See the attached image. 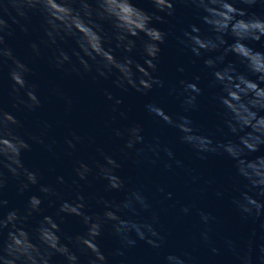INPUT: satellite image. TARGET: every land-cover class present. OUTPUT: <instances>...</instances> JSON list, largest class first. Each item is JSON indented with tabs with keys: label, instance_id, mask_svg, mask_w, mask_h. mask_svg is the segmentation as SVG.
<instances>
[{
	"label": "clouds",
	"instance_id": "clouds-1",
	"mask_svg": "<svg viewBox=\"0 0 264 264\" xmlns=\"http://www.w3.org/2000/svg\"><path fill=\"white\" fill-rule=\"evenodd\" d=\"M155 9L148 12L134 0H0V264H54L56 255L64 264H127L131 249L142 241L159 254L167 242L168 233L155 206V196L172 200L173 192L155 184V191L142 182L133 183L122 174L125 162L134 157L137 165L158 167L163 173L182 171L187 185H196L201 175L177 155L170 143L158 135L149 136L141 122H117V115L127 121L120 109L123 99L105 90L112 101L111 138L119 142L115 150L96 146L93 155L72 160V174L56 177V184L41 183L39 169L26 167L22 154L30 151L32 143L54 152L57 141L50 136L53 125L38 120L28 129L15 113H36L43 107L39 85L30 77L34 68L15 55L9 39L19 30L27 34L34 18L39 21L42 35L39 41H30L33 59L46 58L48 64L65 74L93 80L113 79L116 88L129 89L148 97L155 90H164L175 102L169 110L156 98L144 105V110L161 128L173 132L178 145L185 147L192 158L207 161L210 157L227 159L231 173L227 184L215 179L205 183L212 186L217 198L227 196L232 209L244 222L259 223L264 233V0H151ZM190 10L199 23H189L175 37L181 50L190 53L192 63H202L201 70L209 78L206 88L212 90L215 124L208 128L192 118L201 107L200 98L205 89L201 77L180 79L168 83L155 75L159 62L160 45L168 33L154 26L153 21H164L174 16L176 5ZM259 4L262 11H250ZM260 44L257 48L254 45ZM67 46V47H66ZM140 59H136V56ZM142 61V62H141ZM5 70L7 96L11 107L4 105ZM180 72L184 71L181 67ZM53 94L64 99L65 112L71 110L72 100L58 87ZM87 142L96 143L90 135L70 130L63 138L68 156ZM257 153H260L257 155ZM11 177L18 182L22 194L30 186H38V193L28 197L23 210L10 208L3 192ZM83 182V183H81ZM93 182L103 184L104 194L86 193L85 186ZM202 194L206 191L201 190ZM120 193L119 198L108 193ZM163 200L160 202L163 203ZM58 205L55 216L43 214L34 226L30 218L42 214V205ZM180 215H189L193 209L201 225L198 242L214 246L212 233L216 215L195 202L174 200ZM65 216L79 218L84 231L75 235L63 232ZM108 231L118 241L113 253L102 250L98 238ZM255 228L246 243L225 238L227 252L237 264H264V234L255 244ZM81 257L84 260L81 261ZM137 264H145L143 259ZM161 264H197L191 252H167Z\"/></svg>",
	"mask_w": 264,
	"mask_h": 264
},
{
	"label": "water",
	"instance_id": "water-1",
	"mask_svg": "<svg viewBox=\"0 0 264 264\" xmlns=\"http://www.w3.org/2000/svg\"><path fill=\"white\" fill-rule=\"evenodd\" d=\"M137 6L142 9L153 12L155 11L151 0H134ZM174 16H166L164 13V21H153L155 27L168 33L164 43L160 45L159 62L155 75L168 83L177 82L180 79L192 80L195 76L201 77L200 86L205 89V94L200 98L201 107L198 111L192 113V118L197 122L205 124L208 128H213L215 124L214 108L211 102L212 90L206 88L208 77L201 70L202 63H192L190 53L181 50L175 37L180 34L181 30L189 23H199L195 20L193 13L180 4L176 6ZM260 13L261 6L257 4L250 9ZM32 24L36 30L30 26L27 34L17 32L9 39L15 55L22 60L30 63L34 68V74L30 77L39 85V95L43 101V107L36 113H15L18 118L24 122L28 129H33L38 120H48L52 125L49 135L57 141V147L54 152H49L44 146L32 143L30 151L22 154V159L26 167L30 169H39L44 179L41 183L56 184V177L64 175L66 178L72 174V160L76 157H87L93 155L96 146H102L106 150H115L118 143L111 138L110 127L112 126L111 117L117 115L111 110L112 101L108 100L105 90L110 91L114 96L123 99V104L119 107L125 111L128 117L127 121H122L117 115V122L127 123L133 120L139 121L144 126L145 132L152 135H158L165 143H170L177 155L183 158L190 167H193L201 175V180L196 185H187L185 176L182 171L176 173H163L158 167L148 165H137L134 157H130L124 164L122 174L128 176L132 182L145 184L149 190V195L155 191L154 185L161 184L165 187V191L173 192L172 200H163L164 194L155 196V206L161 213V220L165 230L170 233L166 244L160 250L159 254L150 249L142 241H138L137 246L131 249L127 256V264H137L138 260L143 259L145 264H161L163 256L169 251L180 253L187 250L197 259V264H237L235 257L227 252L224 246L225 238H232L241 243H246L247 239L255 228L256 235L254 237L255 244L261 242L262 230L259 223L253 224L251 221H242L238 214L232 209L227 196L217 198L214 195L212 186H208L205 181L215 179L218 184H227L231 173V163L224 158L210 157L207 161H199L191 157L188 150L178 145L173 132L169 129L161 128L151 118H149L144 110V105L150 99L156 98L165 104L166 108L173 110L175 102L167 97L164 90L157 89L150 96L145 97L129 89L127 92L122 91L113 84L114 78L107 80L98 78L93 80L91 76L83 78L75 74H65L51 67L46 58L33 59L30 41H39L42 33L39 31V21L34 18ZM259 48L260 44L254 45ZM67 47V46H66ZM136 59H140L137 55ZM142 62V61H141ZM184 68L183 72L178 69ZM10 81L7 79V71L5 70L4 80V105L10 110V98L7 96L8 85ZM53 87H58L65 96L71 98V110L65 112L66 104L59 94H53ZM75 130L80 134L90 135L95 138L96 143L89 145L85 142L78 146L79 150L68 156L61 149L63 146V138L70 131ZM260 153H257L259 155ZM83 183V182H81ZM202 189L206 190L202 194ZM86 193L98 192L104 194L103 184L101 182H93L91 187L85 186ZM38 193V186H30L24 193L18 191V182L9 177L7 187L4 189V198L9 201L5 208H20L23 210L28 197ZM107 195L115 198L120 197V193L112 192ZM163 200V203L160 201ZM174 200L181 203L194 201L196 208H204L212 211L217 221L214 224L212 233L214 246L221 249L219 254L211 251L210 246H205L198 242L200 232L199 217L196 210L193 209L189 215H180L178 206L172 207ZM44 212L30 218L29 225L34 226L43 214L55 216L58 205L48 206L47 202L42 205ZM62 230L67 235H75L84 231V226L79 218L75 216H65L61 224ZM100 246L106 255L113 253L118 246V241L108 231H105L98 238ZM84 257H81V261ZM54 264H64V258L56 255L53 257ZM110 264H115L114 258L109 255Z\"/></svg>",
	"mask_w": 264,
	"mask_h": 264
}]
</instances>
